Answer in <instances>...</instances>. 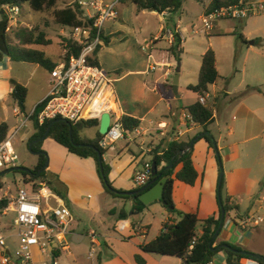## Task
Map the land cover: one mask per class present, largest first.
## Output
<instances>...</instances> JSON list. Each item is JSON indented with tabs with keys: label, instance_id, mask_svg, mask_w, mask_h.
<instances>
[{
	"label": "crops",
	"instance_id": "0c3cea01",
	"mask_svg": "<svg viewBox=\"0 0 264 264\" xmlns=\"http://www.w3.org/2000/svg\"><path fill=\"white\" fill-rule=\"evenodd\" d=\"M259 1L264 2H247ZM152 14L160 17L161 22L171 18L167 13ZM179 29L176 25L173 33L181 35ZM171 33L165 24L160 25L159 31L149 41L150 48L153 49L163 43L166 45V52H159L158 59L151 53L146 55V60L140 59L137 49L140 43L133 32L131 35L135 41H110L97 53L98 66L112 79V85L92 106L90 111L93 119L100 122L101 115L108 113L119 118L129 116L140 121L138 129L132 133L126 132L123 139L106 148L102 155L103 161L110 167L109 180L116 190L130 192L135 189L133 176L145 163L152 161L153 151L158 149L160 153L174 137L177 141L187 142L203 132L200 126L184 118L189 114L185 108L197 100V95L190 92L194 98L182 102L185 93L178 89L179 97L176 98L169 83L172 74V56L169 52L173 43L169 40ZM144 49L148 47H141L142 51ZM248 51L249 48L240 67V56L235 61L236 68L234 74H230L229 84H226L227 78L224 79L219 72L216 57L220 78L208 86L207 94L208 108L213 112V123L208 127V132L215 141L218 155L204 139H197L192 146L191 157L198 178L193 186L175 180L172 199L178 212L196 214L200 221L217 215L220 160L224 181L220 197L229 199L230 204L237 209L229 212L214 246L221 242L228 243L264 257V58L255 54L251 57ZM62 54L63 50H60L58 60L54 63L59 62ZM200 66L201 58L196 66V80ZM157 67L161 69L157 70ZM36 68L40 67L14 62L7 57L0 61V124L5 123L9 132L18 128L48 93L49 72L42 68L40 69L46 71L47 76L33 90L29 87ZM10 80L27 89L26 100L31 101L25 103V113L20 112L10 97ZM189 85L191 84H185L186 91ZM15 110L19 111V115H15ZM160 124L166 126V135L161 136L157 131ZM98 127L83 130L80 134L84 137V131H88L90 135L85 137L95 138ZM34 133L32 122L26 121L16 136L19 134V141L28 143ZM40 151L48 155L46 170L56 175L65 189V199L56 197L69 209L75 220L72 233L66 238H70L77 252L80 253L84 246L83 249L88 253V233L93 231L98 237L100 246L97 255L93 260L86 256L89 264H137L134 258L137 254L142 255L145 264H168L170 258L160 259L166 263L158 261L156 255L142 254L139 248L154 240L166 221H177L175 215L169 214L159 203L147 206L140 214L133 212L131 201L113 198L105 192L93 159L77 157L51 138L42 142ZM34 154L37 158L29 169L37 165L39 154ZM180 168V165L176 167L173 178ZM51 200L52 206L58 204L55 199ZM49 203L50 199L44 205ZM242 206L248 207L243 213ZM8 212L15 216L12 207L7 212H2V216H6ZM121 212L127 214L125 220L118 218ZM155 217L159 219L160 230L156 232V236L149 238L151 223ZM257 219L262 221L255 224ZM13 223L14 220L11 226L2 223V231L7 232L9 228L16 231ZM5 243L9 254L15 260L17 250L11 242L7 244L5 240ZM53 249H58L60 257L62 250L55 244L52 245L51 252ZM51 252L49 255L43 254L35 247L32 250V260L27 264H45L44 255L51 256ZM103 257L105 260L102 261ZM177 262L181 264L179 259ZM209 263L226 264L225 254L217 253Z\"/></svg>",
	"mask_w": 264,
	"mask_h": 264
},
{
	"label": "trees",
	"instance_id": "16d2710c",
	"mask_svg": "<svg viewBox=\"0 0 264 264\" xmlns=\"http://www.w3.org/2000/svg\"><path fill=\"white\" fill-rule=\"evenodd\" d=\"M184 1L185 0H129L137 12H156L159 15L163 13L172 15L182 8ZM247 1L248 0H211L207 7L206 14L224 7L236 6ZM60 2L61 0H0V61L4 57H7L14 62L36 65L50 73L60 62L66 61L68 56H77L82 47L67 37L60 42L59 46L60 50H64V47L66 46L69 52L64 59L60 57L59 62L54 63L46 56L44 51L37 49L38 47H48L53 43L52 39L49 38L46 33L40 31L39 28H18L14 32V38H9L12 19L6 10V7H17L20 12L23 6L26 5L29 10L35 14L50 13L54 24L68 30L87 26V22L82 18V11L75 3L60 8ZM244 20L245 19L241 20L242 23H244ZM232 35H236L242 43H246L242 34L232 33ZM103 40L104 45L106 46L110 43L108 37L103 36ZM261 42L263 41L256 40L254 41V45ZM100 48L101 47H98L96 49L94 54L95 57L93 61H91L95 66H98L97 53ZM169 52L176 61H180V55L183 53V50L178 34L174 35V42L170 46ZM116 74L119 75V73ZM219 78L220 76L216 67L215 53L212 49L208 48L201 56V66L197 83L187 87L189 92L197 95V100L193 104L187 106L185 110L189 112L191 121L202 128V134L207 133L199 138L204 139L211 149H213V146L211 136H209L210 133L208 132V127L213 123V112L208 107L202 105L199 99L204 97L208 92V86L217 82ZM10 84L12 86V92L10 94L11 99L17 105L20 112L25 113V103L27 98L26 87L14 80H10ZM41 108L42 105H38L30 116L29 121L32 122L35 133L28 141V146L34 140L40 139L44 135L48 126L55 120L59 119H52L39 125L37 122V115ZM120 122L125 131L129 133L134 132L140 125L139 120L129 116H122ZM98 126V119L80 120L74 123L66 121L57 122L51 126L46 138L53 139L69 153L77 157L93 159L97 165V173L105 192L113 198L131 201L133 203L132 211L140 214L147 208V206L138 200V195H123V193H125L124 191L113 188L109 180L110 167L103 161V159L101 160V165L99 163L97 152L103 155L105 150L100 146V141L103 136L97 133L96 137L91 139L85 136L83 137L80 134L83 130L97 128ZM9 134L8 126L5 123L0 124V141L6 139ZM40 143L41 142H38L30 148L32 152L40 153L37 165L33 169H30L31 172L27 174L14 171L13 173L20 174L22 183L29 192L36 193L42 185H45L55 196L65 199V189L62 183L58 180L56 175L49 173L46 168H44L47 162V157L44 152L40 151ZM189 143L190 141H172L160 153L158 149L152 152L151 163L156 164L157 175H160V178L169 176V179L164 186L162 199L155 203L161 204L169 214L175 215L178 220L173 222L166 221L162 225L159 235L154 240L140 246L139 249L141 253L174 257L179 259L181 264H208L219 252L225 254L226 264H242L241 262L245 259H253L251 253L245 251L241 247L223 242L214 246L216 240L212 241V237L216 229L219 227L221 210L224 211V223L229 212L237 209V207L230 204L229 199L221 198V204L218 202L219 209L217 215L211 216L202 221L197 218L196 214L180 213L175 209L172 199L174 181L177 180L188 186H193L198 178L193 167L191 157L192 148H189ZM218 158L219 157L217 156V159ZM218 161L221 171L220 160ZM169 165H171V168L167 169ZM179 165L181 168L173 178L174 171ZM223 187L224 181L222 179L220 195L222 194ZM2 188L3 183L1 176L0 190ZM137 189L140 188H136L133 191ZM9 203L10 200L8 199L0 200L1 214L3 210L8 207ZM118 218L125 220L127 214L121 212ZM223 246H226L227 248H224ZM213 248L215 251H212ZM57 250L58 249H53L51 252L53 259L59 257ZM134 258L137 264L146 263L140 254L135 255ZM259 263L264 264V257L259 260Z\"/></svg>",
	"mask_w": 264,
	"mask_h": 264
},
{
	"label": "built area",
	"instance_id": "2783aa9c",
	"mask_svg": "<svg viewBox=\"0 0 264 264\" xmlns=\"http://www.w3.org/2000/svg\"><path fill=\"white\" fill-rule=\"evenodd\" d=\"M73 3L82 11V18L87 22V26L69 30L68 37L82 48L77 56H68L66 61L60 62L49 73L48 93L43 101L38 104L42 105L37 115L39 125L56 118L70 123L93 119L90 110L96 99L111 89L112 79L103 69L93 65L91 61L94 59L96 49L104 45L103 28L105 24L117 18L116 7L120 0H76ZM6 10L12 21L19 14L17 7H6ZM260 13H264L263 3L245 2L208 13L201 17V22L204 29L210 31L216 20H243ZM175 34L171 33L169 35L171 42H174ZM179 37L182 43L184 38L181 35ZM68 52L69 50L65 46L62 54L63 59ZM152 70H154V67ZM208 98L209 96L206 93L199 101L202 105L208 107ZM14 113L19 115L18 110H15ZM31 114L26 117L18 128L10 132L6 139L0 141V172L18 167V157L14 152L13 141L25 122L29 121ZM109 116L108 131L100 141V146L103 149L123 139L126 133L120 118L115 114ZM184 118L191 121L190 114H186ZM157 128L161 136L166 135L165 125L160 124ZM172 141H177V138L174 137ZM151 168L152 163L147 162L133 176L132 183L135 189L148 184L151 179ZM51 198L55 199L58 204L56 206L44 205ZM10 207L15 212L13 224L16 229V237L19 240L18 250L14 260L9 254L5 238L0 229V264H27L32 260V250L35 247H38L41 253L48 255L53 244L57 245L62 251L68 250L66 237L72 233L75 220L69 209L60 203L47 186L42 185L36 193L29 192L27 188H19L16 198L10 201L3 213L7 212ZM261 221V219H257L255 224ZM88 238L90 239V247L87 258L93 260L97 255L100 244L95 232L90 231ZM243 262V264H261L255 259H245ZM52 264H56L54 259Z\"/></svg>",
	"mask_w": 264,
	"mask_h": 264
},
{
	"label": "rangeland",
	"instance_id": "374dc122",
	"mask_svg": "<svg viewBox=\"0 0 264 264\" xmlns=\"http://www.w3.org/2000/svg\"><path fill=\"white\" fill-rule=\"evenodd\" d=\"M75 1L76 0H61L59 7H66ZM210 1L211 0H185L179 11L170 15L171 18L169 20H162L161 22L160 17L155 16L152 12H137L129 0H121L116 7L117 18L105 24L103 28V36L108 37L110 41H135L131 35L133 32L136 34V40L140 43V46L137 47L140 59L146 60V55L149 53L153 54L155 59H158L160 53L166 52V45L163 43L160 47L153 49V47L150 48L149 41H151L155 34L159 31L160 25L164 26L165 24V26L170 29L172 33L175 31V26L178 25L180 33L184 38V42L181 43L183 53L180 55L179 62L173 57L170 59L172 74L169 79V83L172 84L175 70L177 65L180 64L178 89H181L186 95L181 101L187 102L189 99L194 98V95L189 91H186L184 86L185 84H196L197 62H200L201 55L208 48L212 49L215 53V57H217L218 60L219 72L224 79L227 78L226 84H229L230 74H234L236 68L235 61L238 60L240 56V62L238 65L240 67V63L247 53L248 48V55L251 57L255 54L264 58V42L256 45H250L251 42L256 40L264 41V13L250 16L244 20V23L237 19H219L213 23L212 30L206 31L201 22V17L206 15L207 7ZM259 3L264 4V2L261 1L255 2V4ZM18 28H39L40 31L46 33V35L52 39V45L48 47H38L37 49L44 51L47 57L53 62L58 60L60 42L69 36L68 29L53 23L50 13L35 14L31 12L26 5L23 6L18 16H16L10 24V39L14 38V32ZM232 33L242 34L243 37L245 36L246 43H242L238 37L236 35H232ZM145 46H147L148 49H144L142 51L141 47L144 48ZM102 47L103 45L101 48ZM250 48H252V50H250ZM153 50H156L157 52H152ZM156 69L159 70L161 68L157 67ZM45 76H47L46 71L36 68V72L34 77L31 79L29 86L31 90H33L35 85H37L41 79H44ZM28 101L30 103L31 100L27 99L26 103H28ZM84 132L85 136L90 135L88 131ZM44 140L41 141L40 147ZM29 146L28 143L19 141V134L13 141L14 152L18 157V166H23V168L27 169L31 168L30 166H32V163H34L37 158L34 152L30 150ZM45 155L48 159V155L46 153ZM2 183L3 188L0 190V200H10L11 198L16 197L17 190L20 187L26 188L22 183L20 174L13 172H9L2 176ZM52 202L53 200L50 199L49 205L52 206ZM241 208V212L243 213L248 207L242 206ZM14 219L15 216L11 212H8L6 216H2L0 213V229L2 228V223H5L7 226H11ZM151 224L152 226L149 238L156 236L155 234H157L156 232L160 230L161 226L157 217L152 220ZM2 234L7 241V244L11 242V245H14L15 250H18L19 240L16 237V231L14 228H9L7 232L2 231ZM66 243L69 246V250L61 251L60 257L54 259L56 264H89L86 261V254L88 253L86 249H83L84 246L79 253L75 250L70 238H66ZM156 257L158 261H164L160 259L165 256L156 255ZM168 258H170L167 262L168 264L178 263L177 258ZM44 260L45 264H52L53 262V258L47 255H44ZM103 260H105L104 257L102 258V261ZM164 262L166 263V261Z\"/></svg>",
	"mask_w": 264,
	"mask_h": 264
},
{
	"label": "water",
	"instance_id": "95a60500",
	"mask_svg": "<svg viewBox=\"0 0 264 264\" xmlns=\"http://www.w3.org/2000/svg\"><path fill=\"white\" fill-rule=\"evenodd\" d=\"M252 44H253V42L250 43V45H252ZM179 72H180V64L177 65V68L175 70V75L173 77L172 84H171L172 91H173L176 98L179 97V95H178ZM57 122H65V121L63 119L55 120L53 123H51L48 126L44 135L40 139L34 140L30 144L29 148H31L34 144H37L38 142L46 139V137L48 136V133L50 131L51 126ZM109 125H110V116L108 113H104L103 115H101V118H100L98 133L101 136H104L108 131ZM205 134H207V133H203V134L197 136L196 138H194L193 140H191L189 143V148H192L194 142L199 137H201L202 135H205ZM209 136H211V135L209 134ZM211 140H212V146H213L214 150L216 151V154L218 155L215 141L212 137H211ZM37 154H40V153H37ZM97 154H98L99 163L101 165L102 155L99 152H97ZM47 163L48 162H46V165L44 168L47 167ZM170 168H171V165H169L167 167V169H170ZM100 169H101V166H100ZM14 171L27 173V174H29L31 172L30 169L18 166L15 169L12 168V169H7L4 171H1L0 177L9 173V172H14ZM151 178L152 179L144 187L137 189L135 191L125 192V193H123V195H127V196L138 195V200L142 204H144L145 206H149V205L155 203L156 201H160L163 197L164 186H165L167 180L169 179V176L164 177V178H160V175H157L156 164L152 163ZM222 179H223V174H222V170H221L220 175H219V180H218V189H217V197H218L219 204H221L220 186L222 183ZM223 220H224V211L221 210V218H220L219 227L214 232L213 237H212V241L216 240L221 228L223 227ZM223 247L227 248L226 246H223ZM212 251H215V249L213 248ZM50 252H51V249H50ZM251 257L257 261L261 260V258H262L260 255H257V254H251Z\"/></svg>",
	"mask_w": 264,
	"mask_h": 264
}]
</instances>
